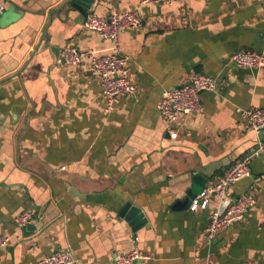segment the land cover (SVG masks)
I'll return each mask as SVG.
<instances>
[{
	"label": "crops",
	"instance_id": "1",
	"mask_svg": "<svg viewBox=\"0 0 264 264\" xmlns=\"http://www.w3.org/2000/svg\"><path fill=\"white\" fill-rule=\"evenodd\" d=\"M65 1L0 0V235L11 237L0 264H37L58 250L76 264H115L134 247L149 256L138 264H264V154L223 201L172 208L194 175L213 185L264 142L239 112L264 108V67L231 59L264 51V0H96L90 13L135 9L143 18L120 35L138 93L110 112L90 57L58 63L63 48L101 55L112 45L77 11L67 14ZM195 72L215 77L218 89L202 92V110L168 129L158 103ZM246 192L256 197L246 219L209 241L212 210ZM128 202L148 220L136 232L119 214ZM24 211L34 213L27 234L16 224Z\"/></svg>",
	"mask_w": 264,
	"mask_h": 264
},
{
	"label": "built area",
	"instance_id": "2",
	"mask_svg": "<svg viewBox=\"0 0 264 264\" xmlns=\"http://www.w3.org/2000/svg\"><path fill=\"white\" fill-rule=\"evenodd\" d=\"M179 0H144V2H165L172 4ZM4 9L0 5V12ZM83 26L96 32L102 38L111 41V52L99 55L94 50H83L76 47L63 48L58 58L59 64L78 65L85 57H90V64L99 77L101 95L106 100V110L112 111L128 94L136 95L138 87L133 81L130 70V59L121 52L120 35L128 28H141L143 18L135 9L115 10L107 15L89 13L83 22ZM233 63L240 68L260 69L264 67V51L241 49L231 57ZM218 83L215 77L201 72L192 73L188 80L179 86L164 91L158 109L166 128H171L178 123L183 116L202 110L201 94L204 91H216ZM240 115L247 124V129L255 131L258 135L264 130V108L251 106L240 108ZM172 137L177 136L176 131H171ZM264 154V142L249 154L237 159L229 169L221 175L213 184L206 186L192 200L190 209L197 211L208 208L214 197L223 201L228 189L240 180L252 176L250 162L253 157ZM256 197L246 192L240 194L232 202L219 206L212 210L209 224L206 228V237L211 241L219 232L230 225L241 223L246 219L248 211L255 206ZM34 213L24 211L16 217V224L23 228L31 224ZM11 243V237L0 235V248H6ZM149 256L138 247L119 253L115 258V264H138L139 261ZM77 259L69 250H58L53 254L40 259L37 264H76ZM241 264H252L243 262Z\"/></svg>",
	"mask_w": 264,
	"mask_h": 264
},
{
	"label": "water",
	"instance_id": "3",
	"mask_svg": "<svg viewBox=\"0 0 264 264\" xmlns=\"http://www.w3.org/2000/svg\"><path fill=\"white\" fill-rule=\"evenodd\" d=\"M95 1L96 0H66L63 5V9H65L67 14H70L73 11H77L79 13V19L83 20L84 22L85 18L90 13ZM45 33L46 30L44 31L42 38H44ZM41 45L42 41H40L36 50H38ZM48 45L49 43L45 42L43 44V47L46 48L48 47ZM263 136L264 130L263 132H261V137ZM194 183V186L187 190L186 196L181 200H177L173 204V209H188L192 203L193 198L207 186L205 178L200 174L194 175ZM73 193L75 194L74 191ZM119 214L129 221L130 225L132 226L133 232H136L143 225H148V220L145 216V213L140 207L134 205L131 202L126 203ZM22 230L27 234V232L35 230V225L32 223L28 224L23 227Z\"/></svg>",
	"mask_w": 264,
	"mask_h": 264
}]
</instances>
